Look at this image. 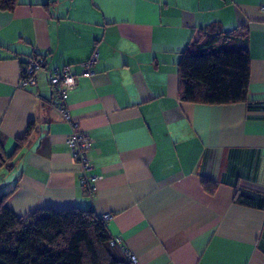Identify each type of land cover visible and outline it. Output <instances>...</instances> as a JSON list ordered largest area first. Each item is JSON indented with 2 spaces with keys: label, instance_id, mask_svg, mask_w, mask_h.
<instances>
[{
  "label": "crops",
  "instance_id": "1",
  "mask_svg": "<svg viewBox=\"0 0 264 264\" xmlns=\"http://www.w3.org/2000/svg\"><path fill=\"white\" fill-rule=\"evenodd\" d=\"M264 0H18L0 9V146L8 156L30 122L31 142L0 168L5 206L91 209L137 264H264V209L233 201L264 191ZM243 28L247 101L178 96L177 63L201 29ZM93 52L90 76L81 62ZM41 56L36 84L19 86L22 59ZM76 75L68 107L89 134V195L66 144L47 69ZM9 163V164H10ZM204 180L215 184L213 193Z\"/></svg>",
  "mask_w": 264,
  "mask_h": 264
},
{
  "label": "trees",
  "instance_id": "2",
  "mask_svg": "<svg viewBox=\"0 0 264 264\" xmlns=\"http://www.w3.org/2000/svg\"><path fill=\"white\" fill-rule=\"evenodd\" d=\"M17 3L0 0V9L12 10ZM243 31H222L213 25L201 29L177 63L181 101L217 105L247 101L249 55L234 48L246 35ZM35 132L30 122L8 156L0 146V168L12 167L11 160ZM202 184L213 193L214 183L204 180ZM15 188L0 195V264H132L123 247L110 244L107 220L91 209L48 207L17 216L5 206ZM233 201L263 210L264 191L238 186Z\"/></svg>",
  "mask_w": 264,
  "mask_h": 264
},
{
  "label": "built area",
  "instance_id": "3",
  "mask_svg": "<svg viewBox=\"0 0 264 264\" xmlns=\"http://www.w3.org/2000/svg\"><path fill=\"white\" fill-rule=\"evenodd\" d=\"M260 11L264 14V2L259 6ZM97 61V54L93 52L91 56L81 62V75L90 76L92 67ZM44 67V58L41 56H26L22 59V72L19 80V86L26 88L36 84V74ZM47 78L49 85L54 94V106L60 113L61 117L71 126V132L66 138V144L70 151L71 157L75 163L80 166L81 175L79 178L83 191L89 195L96 191V182L100 176L89 173L91 164L88 160V152L91 147V139L87 132L79 129V122L72 117L68 107L69 92L76 85V75L72 73L68 65L61 68L47 69ZM105 220L109 215L102 216ZM111 245H121L120 237H112ZM125 254L132 264H137L136 255L124 249Z\"/></svg>",
  "mask_w": 264,
  "mask_h": 264
}]
</instances>
